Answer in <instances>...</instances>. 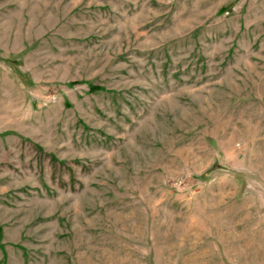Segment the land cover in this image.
Here are the masks:
<instances>
[{"label":"rangeland","instance_id":"rangeland-1","mask_svg":"<svg viewBox=\"0 0 264 264\" xmlns=\"http://www.w3.org/2000/svg\"><path fill=\"white\" fill-rule=\"evenodd\" d=\"M0 264H264V0H0Z\"/></svg>","mask_w":264,"mask_h":264},{"label":"trees","instance_id":"trees-1","mask_svg":"<svg viewBox=\"0 0 264 264\" xmlns=\"http://www.w3.org/2000/svg\"><path fill=\"white\" fill-rule=\"evenodd\" d=\"M1 235V234H0Z\"/></svg>","mask_w":264,"mask_h":264}]
</instances>
